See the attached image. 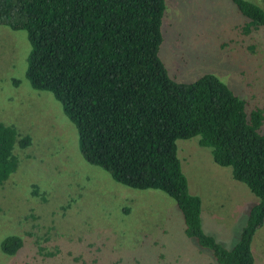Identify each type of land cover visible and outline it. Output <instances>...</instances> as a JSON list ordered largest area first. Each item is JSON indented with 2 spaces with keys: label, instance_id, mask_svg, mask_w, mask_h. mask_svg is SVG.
<instances>
[{
  "label": "rangeland",
  "instance_id": "rangeland-1",
  "mask_svg": "<svg viewBox=\"0 0 264 264\" xmlns=\"http://www.w3.org/2000/svg\"><path fill=\"white\" fill-rule=\"evenodd\" d=\"M247 1L264 8V0ZM165 2L160 58L169 76L191 83L214 75L249 110L264 111V26L257 27L234 0ZM30 54L26 31L0 27V122L33 141L0 189V239L8 234L24 239L12 256L0 240V264H217L187 237L172 198L128 188L84 159L77 128L54 95L31 86ZM177 145L190 193L202 199L204 219L214 217L212 227L227 236L217 240L233 248L258 199L234 180L230 168L214 162L199 137ZM47 234L49 242L42 238ZM262 248L264 225L252 242L256 264H264Z\"/></svg>",
  "mask_w": 264,
  "mask_h": 264
},
{
  "label": "trees",
  "instance_id": "trees-1",
  "mask_svg": "<svg viewBox=\"0 0 264 264\" xmlns=\"http://www.w3.org/2000/svg\"><path fill=\"white\" fill-rule=\"evenodd\" d=\"M234 1L264 26V8ZM165 14V0H0V27L28 34L31 86L54 95L77 128L84 159L128 188L172 198L187 237L217 264H255L252 242L264 225V111L249 110L214 75L171 78L160 58ZM195 137L258 199L231 249L205 232L202 199L190 193L178 156V141ZM32 146L31 135L0 122V189ZM0 240L9 256L24 246L19 234Z\"/></svg>",
  "mask_w": 264,
  "mask_h": 264
},
{
  "label": "crops",
  "instance_id": "crops-1",
  "mask_svg": "<svg viewBox=\"0 0 264 264\" xmlns=\"http://www.w3.org/2000/svg\"><path fill=\"white\" fill-rule=\"evenodd\" d=\"M214 218V217H213ZM213 218L212 219H209V218H205L204 219V217H203V210H202V220H203V227H204V230H206L205 232L207 233V234H209V235H211V236H213V237H218L219 239L221 238V239H227L226 237H222L223 235H220V233L218 232V231H216L215 230V228L214 227H212V224H213V222H214V220H213ZM205 220H206V223H205ZM217 239V238H216ZM221 243V242H220ZM253 251V250H252ZM256 253H258V251H256L255 253H253L254 254V257H255V264H256ZM259 253H260V255L262 256H264V248H262L261 250H259Z\"/></svg>",
  "mask_w": 264,
  "mask_h": 264
}]
</instances>
